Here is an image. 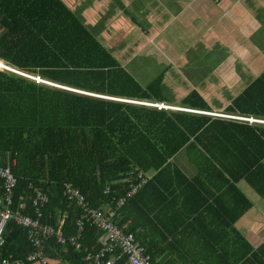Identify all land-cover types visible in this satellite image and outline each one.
<instances>
[{
    "label": "trees",
    "instance_id": "16d2710c",
    "mask_svg": "<svg viewBox=\"0 0 264 264\" xmlns=\"http://www.w3.org/2000/svg\"><path fill=\"white\" fill-rule=\"evenodd\" d=\"M0 60V65L72 90L129 101L166 102L159 78L141 87L60 0H0ZM72 90L0 69V166H9L17 181L13 218L3 232L0 261L9 257L24 260L32 252L27 230L14 220L17 214L34 217L30 186L48 197L41 223L55 230L60 227L65 240L61 246L50 238L44 245V257L65 264H88L87 255L102 249L103 234L87 223L79 234L80 250L70 245L69 239L78 235L76 223L82 209L63 195L66 184L84 195L91 208L116 210L115 224L134 237L136 226L130 217L127 225V209L147 182L127 197L130 185L139 183L134 171L156 173L193 139L214 157L216 149L210 143L224 142L225 128L236 131L244 126ZM251 90L236 97L228 112L264 114L254 107ZM182 104L201 112L210 110L196 92ZM253 168L243 171L253 172ZM121 198L125 202L117 208ZM21 202L23 209L18 208ZM151 260L153 264L152 256Z\"/></svg>",
    "mask_w": 264,
    "mask_h": 264
},
{
    "label": "crops",
    "instance_id": "0c3cea01",
    "mask_svg": "<svg viewBox=\"0 0 264 264\" xmlns=\"http://www.w3.org/2000/svg\"><path fill=\"white\" fill-rule=\"evenodd\" d=\"M60 1L141 87L160 79L158 104L244 125L214 157L191 140L135 193L127 225L153 264H264V114L227 110L252 88L264 113V0ZM193 92L209 112L182 104Z\"/></svg>",
    "mask_w": 264,
    "mask_h": 264
},
{
    "label": "built area",
    "instance_id": "2783aa9c",
    "mask_svg": "<svg viewBox=\"0 0 264 264\" xmlns=\"http://www.w3.org/2000/svg\"><path fill=\"white\" fill-rule=\"evenodd\" d=\"M0 69L7 70L26 78L35 80L37 83H45L58 88L72 90L65 88L53 83L42 80L38 76H31L25 73H21L15 69H12L5 64L0 65ZM75 92H80L92 96H97L106 99L121 100L128 103H134L143 106L156 107L157 109H172L171 107L164 106L158 103H147L139 101H129L116 99L107 96L95 95L87 92H81L77 90H72ZM179 112L181 110L179 109ZM189 112V110H185ZM226 118L248 122L250 124L260 123V120L254 118L245 117H234L226 116ZM137 173V178L139 183L137 185H130L129 191L127 192V197L135 194L139 187L143 185L146 181L154 175L153 172L143 173L141 171H134ZM133 174L132 172L130 175ZM0 180H1V193H0V248L3 246V232L6 224L13 218L11 212L13 190L16 186V178L11 173L9 166H0ZM128 180V179H126ZM131 180H129L130 182ZM31 190V205L34 210V217L23 216V214H17L14 218L15 222L22 228L27 230L28 240L32 247V252L29 253L24 260H13L11 257L7 259H1L0 264H46V259L44 257V245L46 242L53 238L56 242L64 246L65 240L60 232V227L58 230L51 228L47 225L41 223L42 219V207L48 200V197L41 191V189L30 186ZM109 190H107L108 193ZM63 195L69 200H74L76 204L82 209L81 219L77 221L76 227L78 229V235L76 237L70 238L69 243L75 250H80L79 239L82 231H84L85 224L89 223L91 226L95 227L97 230L101 231L104 239H100L99 243L102 245V249L95 253H89L86 257V262L88 264H151V256L146 254L145 251L140 248L131 234L123 233L118 226L115 224L114 220L116 218V210L108 209L106 211L100 209L91 208L89 203L86 201L84 195L73 188L70 184H66ZM125 202V198H121L117 201V208ZM19 209L24 208V203L19 204ZM62 223H60V226Z\"/></svg>",
    "mask_w": 264,
    "mask_h": 264
},
{
    "label": "rangeland",
    "instance_id": "374dc122",
    "mask_svg": "<svg viewBox=\"0 0 264 264\" xmlns=\"http://www.w3.org/2000/svg\"><path fill=\"white\" fill-rule=\"evenodd\" d=\"M1 61V60H0ZM3 63V62H2ZM5 64V63H4ZM2 70V69H1ZM130 72V71H129ZM158 72V71H157ZM154 73H156V71H152V72H149V75H153ZM133 77H135V78H138V77H136L135 75H132ZM168 89V88H167ZM165 96H168L167 98H169V99H171L170 98V96L169 95H165ZM114 100V99H113ZM173 109V108H172ZM103 239H104V236H103V238H102V241H103Z\"/></svg>",
    "mask_w": 264,
    "mask_h": 264
},
{
    "label": "water",
    "instance_id": "95a60500",
    "mask_svg": "<svg viewBox=\"0 0 264 264\" xmlns=\"http://www.w3.org/2000/svg\"><path fill=\"white\" fill-rule=\"evenodd\" d=\"M117 101H119V100H117Z\"/></svg>",
    "mask_w": 264,
    "mask_h": 264
}]
</instances>
